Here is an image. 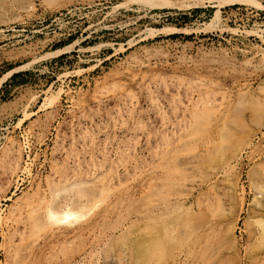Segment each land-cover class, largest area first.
<instances>
[{"label": "rangeland", "instance_id": "1", "mask_svg": "<svg viewBox=\"0 0 264 264\" xmlns=\"http://www.w3.org/2000/svg\"><path fill=\"white\" fill-rule=\"evenodd\" d=\"M218 1L0 0V264H264V0Z\"/></svg>", "mask_w": 264, "mask_h": 264}, {"label": "bare ground", "instance_id": "2", "mask_svg": "<svg viewBox=\"0 0 264 264\" xmlns=\"http://www.w3.org/2000/svg\"><path fill=\"white\" fill-rule=\"evenodd\" d=\"M234 1H241V2H243L244 0H219L218 2L221 4V5H223V4H227V3H230L231 4V2H234ZM236 3V2H235ZM240 3V2H239ZM218 10L216 11V13H215V18H217L218 17ZM207 26H208V28H210V27H212L213 26V20H211V22L210 23H208L207 24ZM211 29V28H210ZM214 29V28H213ZM70 47V46H69ZM56 53V52H55ZM59 53H61V50H60V52ZM58 54V53H57ZM26 66V65H25ZM20 68V67H19ZM19 68H16V69H13V70H11V71H9V72H7V73H5L4 75H2V77H0V86H1V84L9 77V76H11V74L13 73V72H16V71H18V69ZM259 105V104H258ZM264 106V102H263V104H262V107ZM264 109V108H263ZM261 111H264V110H261ZM233 118V117H232ZM234 123V122H233ZM230 124V123H229ZM242 126V125H241ZM225 132V131H224ZM253 132V131H252ZM249 134V133H248ZM254 134V133H253ZM253 134H251L252 136H253ZM250 135V136H251ZM227 137V136H226ZM241 137V136H240ZM240 137H238V138H240ZM231 138V137H230ZM246 138V137H245ZM227 139V138H226ZM229 139V138H228ZM227 139V140H228ZM239 140H241V139H239ZM239 145V142L237 143V144H235V145H233L234 147H237ZM233 147V148H234ZM236 152V151H235ZM258 173V172H257ZM256 177V176H255ZM257 177H259V184H258V190H259V195L261 194V195H264V170H262V172H261V174L259 175V176H257ZM257 181V180H256ZM255 181V182H256ZM258 195V196H259ZM73 202V201H72ZM79 201H74L73 203H72V206L71 207H69L68 208V206H66V208H64V209H58V210H56V209H54L52 206V208H47L46 209V212H45V218L47 219V221L50 223V225H57V224H70V223H72V222H77L80 218H81V216H82V209H81V206H80V204L78 203ZM62 205V204H61ZM60 205V206H61ZM75 207V208H74ZM44 219V218H43ZM262 221V220H261ZM260 226H261V229H262V231H263V233H264V222H261L260 223ZM135 240V239H134ZM137 240V239H136ZM137 242H135V244H136ZM138 244V243H137ZM135 245V247H136V249H140V246H138V245ZM141 244V243H140ZM145 244H146V242H145ZM143 245V244H142ZM139 247V248H138ZM141 250V249H140ZM139 253V252H138ZM140 255V254H139ZM138 256V255H137Z\"/></svg>", "mask_w": 264, "mask_h": 264}, {"label": "trees", "instance_id": "3", "mask_svg": "<svg viewBox=\"0 0 264 264\" xmlns=\"http://www.w3.org/2000/svg\"><path fill=\"white\" fill-rule=\"evenodd\" d=\"M200 11H202V10H200V9H195V10H193V13H198V12H200ZM212 12V10H208V13L210 14ZM60 47V45H56L55 46V49H57V48H59ZM11 70H13V67H8V68H6L4 71H3V73L2 74H5L6 72H9V71H11ZM23 73H15V74H13L4 84H3V86H6V85H8V83H10V84H13V85H22V84H25V83H27V82H29V80L28 79H23ZM1 76V75H0ZM1 90L2 89H0V92H1ZM3 98H1V100H2Z\"/></svg>", "mask_w": 264, "mask_h": 264}, {"label": "crops", "instance_id": "4", "mask_svg": "<svg viewBox=\"0 0 264 264\" xmlns=\"http://www.w3.org/2000/svg\"><path fill=\"white\" fill-rule=\"evenodd\" d=\"M3 84L0 87V89H2L0 92V99L3 98L4 100H7V96L8 97L13 96L14 94H17V91H22V89H24L27 86V83L22 84V85H13V84L8 83V85L6 86H3ZM12 99H14V96L12 97Z\"/></svg>", "mask_w": 264, "mask_h": 264}, {"label": "water", "instance_id": "5", "mask_svg": "<svg viewBox=\"0 0 264 264\" xmlns=\"http://www.w3.org/2000/svg\"><path fill=\"white\" fill-rule=\"evenodd\" d=\"M15 73H17V72H13V73L11 74V76H12L13 74H15ZM11 76H10V77H11ZM10 77H9V78H10ZM9 78H7V79H9ZM4 82H5V81H4ZM4 82H3V83H4ZM3 83H2V84H3Z\"/></svg>", "mask_w": 264, "mask_h": 264}]
</instances>
